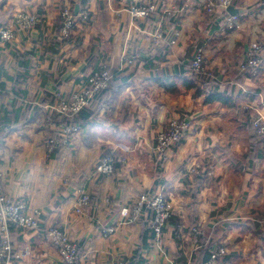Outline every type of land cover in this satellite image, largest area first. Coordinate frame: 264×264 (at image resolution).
I'll list each match as a JSON object with an SVG mask.
<instances>
[{"label": "crops", "instance_id": "1", "mask_svg": "<svg viewBox=\"0 0 264 264\" xmlns=\"http://www.w3.org/2000/svg\"><path fill=\"white\" fill-rule=\"evenodd\" d=\"M147 1L157 10L138 19L131 10L142 0H0V27L15 28L12 16L18 9L38 17L29 30L15 28L12 41L0 42L2 184L7 194L25 203L24 214L41 210L37 229L10 225L14 251L20 254L15 264H62L46 235L51 226L81 247L79 264H199L202 237L207 241L208 229L219 221L223 232L209 251L223 246L225 253L213 262L205 257L201 264H264V137L257 157L242 159L249 145L243 112L250 109L252 118L264 115V62L255 72L242 74L240 60L247 47L234 49L243 36L264 42V24L253 16L264 15V2L230 0L240 26L225 31L221 0H213L212 16L205 8L212 0ZM63 6L77 17L67 35L60 31ZM175 6L186 9L171 44L172 23L161 13ZM157 31L162 35L157 37ZM198 47L204 51V73L217 81L214 92L224 93L229 86L237 106L210 101L181 82ZM16 54L24 56V65ZM131 54L150 63L130 66L125 59ZM102 65L117 77L131 78L120 90L95 99L89 105L95 115L50 156L52 127H42L43 112L51 113L56 99L70 96ZM181 75L174 90L161 83ZM178 116L189 120V128L161 152L157 133ZM107 152L122 157L121 162L112 174H97L95 163ZM197 180L202 184L193 200ZM79 188L90 196L80 213ZM143 191L172 202V215L158 240L147 236V217L126 223L119 213ZM111 225L115 231L103 235L102 227ZM193 227L203 234H195Z\"/></svg>", "mask_w": 264, "mask_h": 264}, {"label": "built area", "instance_id": "2", "mask_svg": "<svg viewBox=\"0 0 264 264\" xmlns=\"http://www.w3.org/2000/svg\"><path fill=\"white\" fill-rule=\"evenodd\" d=\"M229 2L230 0H224L221 6L226 8L229 5ZM156 10V5L149 3L147 5L133 7L131 14L133 17H144ZM176 13V10L173 12L163 11L162 15H164L165 18H170L174 17ZM84 14H86V11H84ZM61 17L63 19L61 34L67 35L76 25L75 13L70 6H63L61 9ZM235 18V15L229 14L226 17V21L230 24ZM12 19L15 28L22 31L29 30L38 21V17L35 13L24 9H18L15 11ZM15 28L9 26L0 27V42L12 41L15 38ZM174 33L178 34L177 31H174ZM156 34L161 35V31H157ZM263 52L264 48L259 42L253 43L251 49L247 51L244 59L245 61L243 63L241 62L240 67L252 68L255 71L260 65L261 58H263ZM1 57L2 49L0 46V60ZM128 61L131 62V58H129ZM191 68L195 72H202L204 69L200 49L195 51V55L191 61ZM109 82L110 70L107 66L102 65L87 77L85 84L80 89L73 91L67 98L59 97L55 107L59 111L77 113L81 109L88 107L92 99H94L100 91L108 87ZM252 124L257 135L263 138L264 116H260L259 114L256 115ZM188 128L189 120L187 118L180 116L169 118L163 129L157 133L156 142L158 149L162 152L173 146L180 140ZM81 130L82 127L79 124L68 125L61 128L63 137L65 138L71 134L78 133ZM47 147L50 150L49 142H47ZM198 166L199 164L197 163L196 167ZM196 167L192 168V171H195ZM114 169V156L112 152L102 155L95 163V172L97 174L109 175L114 172ZM2 179L3 174L0 171V261L2 264H15L20 258V254L14 251L10 235V225L15 224L23 229H37L40 226L39 215L41 210L34 208L30 213L24 214L23 210L25 208V203L5 192ZM77 193L78 199L76 203V212L80 213L89 203L90 197L89 194L81 188L78 189ZM147 209L152 211L150 225L153 229L155 239L158 240L162 235L164 226L172 215L173 206L170 199L160 193L143 191L136 197L133 203L124 204L120 208L119 213L123 217L124 222L131 223L135 219H139L145 211H148ZM115 229L116 227L112 225L104 226L102 227L101 232L103 235H109L114 232ZM195 230V227H193L192 231ZM47 236L51 244L57 249L62 264H79V259L77 257V244L73 242L64 231L57 227H51L47 231ZM224 253L225 248L223 246L217 247L210 255V262L215 261Z\"/></svg>", "mask_w": 264, "mask_h": 264}, {"label": "trees", "instance_id": "3", "mask_svg": "<svg viewBox=\"0 0 264 264\" xmlns=\"http://www.w3.org/2000/svg\"><path fill=\"white\" fill-rule=\"evenodd\" d=\"M262 2H264V0H262ZM148 3H149V1L142 0V4L139 6L147 5ZM223 11L226 15L228 14L227 11H225V10H223ZM153 13L154 12H151L150 15H153ZM58 14L61 17V10L58 11ZM76 14H78V12ZM150 15L148 17H151ZM178 19H179V17H177V18L170 17L169 21H171V23L174 26H176V22ZM29 55H31V54H29ZM15 58L17 59L18 63H20L21 65H24V64H22V60H23L24 56H22L21 54H16ZM143 62L148 64V63H150V59H140V57L136 56V59L133 62V67L137 68V66H140ZM23 67L25 68V71L28 69L27 66H23ZM186 71L189 73V75L187 77H184L183 75H181V76H178V79H177V77H175V76H167L164 81H161V83H163L166 88L171 87V89L174 90L176 87L172 86V84H174V82H176L177 80L179 81L183 76V79H181V82L184 83V85L186 87L194 88L196 95L205 93L207 96V99H209L210 101L213 100V102H216V101L222 100L223 103L232 104L234 106L238 105L237 101L231 102L232 97L228 95L229 94L228 92L230 89L229 86L226 88V91L224 93H219V92L215 93L213 88L218 86L217 81L212 80L211 78H208L207 74L204 72L201 73V72L193 71L190 64L184 66L182 74ZM246 72L251 73L252 70L245 68L242 71V74H245ZM130 78L131 77H117L114 73H112L110 71V82H109L108 87L103 89L102 91H100L95 96V98L92 99L90 104H92V102L97 98H99V99L104 98V96H107L109 93H112L114 90H120L129 81ZM21 92H23V91H21ZM57 100L58 99H56L54 101L51 113H48L46 111L43 112L44 121L42 122V127H48V126L52 127V128H50L51 134L49 135L48 140H47V142H49V147H50V150L47 147V149L49 150L50 156H54L55 154H57L59 152L60 146L63 144V140H67L69 137V136H67L66 138L63 137L61 128L68 126V125H74V124H79L82 127L87 122H89L91 120V118L96 113V110L95 111L90 110L89 106L81 109L77 113H68L66 111H59L55 107ZM38 106L40 108H44L45 103L43 102V103H41V105H38ZM31 107H32V104L28 105L26 110H25L26 113L23 111V114H25V115L28 114L30 112L29 108H31ZM98 108H99V106H97V109ZM19 111H20V109H16L14 112V115L18 116ZM250 112H251L250 109L244 110V112H243V122H244L245 129H246V132H247L248 138H249L248 148L245 151V153L242 155V159H244V160H251V159L257 157V155L260 153L259 138H262V137L258 136L257 133L255 132V128L252 124L253 119L255 117L252 118ZM156 144H157V142H156ZM107 153H109V152H107ZM113 156H114V153H113ZM121 159H122V157H117L116 153H115V158H114V166L115 167H116L117 162H121ZM201 184L202 183L199 180H197V182L195 183V186H194L193 190L191 191L192 196H193V200L195 199V194L199 190ZM147 210L148 211H145V213L139 219H135L134 221L142 220L144 217H147L146 221H149V224H150V221L152 218V216H151L152 211L150 209H147ZM134 221H132V222H134ZM221 224H223V222L219 221L214 226H212L211 228L208 229L207 241H205L206 240L205 236L202 237L201 242L203 244H202L200 251H199V255H200V261L198 262L199 264L204 262L205 257L210 258V251L209 250L211 249V247L214 244L219 243V240H220L222 232H223L221 229ZM51 227H53V226H51ZM147 232L149 233L147 235L148 238L153 237L154 232H153L151 225L149 226V228H147ZM194 233L202 235L203 231L196 230V231H194ZM46 235H47V233H46ZM142 238L143 239H141V244L144 246L147 243H146V240L144 241V237H142ZM80 252H81V247L77 246V257H78V259L80 257ZM203 255H204V258L201 259V257ZM222 258L224 259V256Z\"/></svg>", "mask_w": 264, "mask_h": 264}, {"label": "rangeland", "instance_id": "4", "mask_svg": "<svg viewBox=\"0 0 264 264\" xmlns=\"http://www.w3.org/2000/svg\"><path fill=\"white\" fill-rule=\"evenodd\" d=\"M224 0H221V1H219V4H218V6L220 7V9H222V10H226V8H223L222 6H221V4H222V2H223ZM149 3H151V2H149ZM148 3V4H149ZM151 4H153V3H151ZM215 6V3H214V1L212 0V1H209L208 3L206 2V5H205V8H206V11H207V13H211V16H212V14H214V13H216V10H214V7ZM62 9V8H61ZM185 9H186V7L183 9V8H177L176 6L175 7H170V8H164L163 10H162V13H163V11H170V12H173L174 10H176L177 11V13L175 14V18H177V17H179L180 18V15L185 11ZM219 9V10H220ZM173 10V11H172ZM183 11V12H182ZM260 11V10H259ZM258 11V12H259ZM162 13H161V17H163L164 15H162ZM132 15V14H131ZM150 14H148L147 16H144V17H135V18H141V19H146V17H148ZM229 15V13L226 15V17ZM236 16V15H235ZM253 16H255V18H256V21H257V23L258 24H264V15H261V16H258V15H256V14H254ZM76 17V16H75ZM61 20H62V24H63V19H62V17H61ZM76 23H77V17H76ZM62 24H61V28H62ZM244 25V24H243ZM172 26V28H171V31H170V33H171V38H170V43L171 44H174L175 42H176V39H177V37L179 36V29L176 27V26H174L173 24L171 25ZM239 26H240V20H239V18L236 16V18L234 19V21L232 22V23H230V24H228V22L226 21V18H225V20H224V24H223V29L225 30V31H228V30H232V29H237V28H239ZM74 28V27H73ZM72 28V29H73ZM71 29V30H72ZM70 30V31H71ZM249 30H251V29H249ZM60 31H61V29H60ZM69 31V32H70ZM174 31H177L178 32V34H175L174 33ZM69 32H68V34H69ZM161 35H162V32H161ZM161 35H158V34H156V36L157 37H159V36H161ZM235 42H238V41H235ZM257 42H259L262 46H263V48H264V42H262L260 39H258V38H250L249 36H246V37H242L241 38V40L239 41V43H240V45H238V44H236V45H234V49H241V48H243V47H247L246 48V54H247V51L249 50V49H251V47H252V44L253 43H257ZM198 49H200L201 50V55H202V62H203V66H204V69H203V71L201 72V73H203L204 71H205V69H206V65H205V59H204V51H203V49L201 48V47H198L197 49H196V51L198 50ZM246 54L244 55V57L240 60V65H241V62L243 63L245 60V57H246ZM194 55H195V53H194ZM194 55H193V57H194ZM132 56H133V58H132ZM136 56L137 55H134V54H131V55H129V56H127L126 57V62L130 65V66H133V62H134V60L136 59ZM262 56H263V58H261V61H260V65H259V67L263 64V62H264V52L262 53ZM261 56V57H262ZM192 57V58H193ZM129 58H131V62H129L128 61V59ZM191 61H192V59H191ZM191 61H190V66H191ZM241 68V67H240ZM245 68H247V67H245ZM245 68H241L242 70H244ZM258 68V67H257ZM256 68V69H257ZM248 69H251L252 70V72H255L252 68H248ZM193 70V69H192ZM194 71V70H193ZM82 87V86H81ZM80 87V88H81ZM79 88V89H80ZM78 90V89H77ZM73 92V91H72ZM71 92V93H72ZM69 97V96H68ZM260 116H264V115H262L261 113L259 114ZM70 136V135H69Z\"/></svg>", "mask_w": 264, "mask_h": 264}, {"label": "water", "instance_id": "5", "mask_svg": "<svg viewBox=\"0 0 264 264\" xmlns=\"http://www.w3.org/2000/svg\"><path fill=\"white\" fill-rule=\"evenodd\" d=\"M77 9H78V6L76 5L75 10H77ZM226 10L231 15H237L238 14V10L236 8H234L233 5H228L226 7Z\"/></svg>", "mask_w": 264, "mask_h": 264}]
</instances>
